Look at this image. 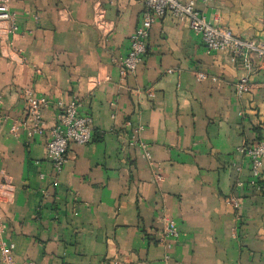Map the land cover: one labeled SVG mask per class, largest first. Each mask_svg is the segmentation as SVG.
<instances>
[{
  "label": "crops",
  "instance_id": "1",
  "mask_svg": "<svg viewBox=\"0 0 264 264\" xmlns=\"http://www.w3.org/2000/svg\"><path fill=\"white\" fill-rule=\"evenodd\" d=\"M193 1L241 39L264 36V0ZM7 4L14 24L0 39V248L13 264H264V161L254 180L238 151L261 139L264 65L251 57L250 87L237 94L240 60L207 53L199 34L165 13L123 76L116 61L140 24V0ZM26 90L48 101L47 129L58 101L76 98L91 119V141L70 143L58 173L46 158L48 133L10 132L29 124ZM164 217L178 232L170 247L160 242Z\"/></svg>",
  "mask_w": 264,
  "mask_h": 264
},
{
  "label": "built area",
  "instance_id": "2",
  "mask_svg": "<svg viewBox=\"0 0 264 264\" xmlns=\"http://www.w3.org/2000/svg\"><path fill=\"white\" fill-rule=\"evenodd\" d=\"M140 1L144 5L140 24L130 36L127 53L116 61L121 75L132 74L136 70L146 51V41L152 24L165 13H169L172 17L186 22L189 29L201 36L207 53L226 52L230 55L231 61L240 60L245 71L235 83L236 92L242 94L249 89V74L252 70L251 57L264 65V36L252 39H241L235 36L229 28L219 25L217 19L211 21L197 11L193 0ZM102 23L103 10L98 7L94 11V24L100 27ZM13 24L14 17L10 13L7 0H0V39L6 40L7 35L12 31ZM262 25L264 27V18ZM196 78L204 79L205 73L196 72ZM23 98L29 124H13L10 132L17 133L19 128L23 127L29 138L48 133L49 138L45 143L46 158L52 163L54 171L58 173L66 163V153L70 143L85 145L91 141L93 136L91 119L78 112L79 105L76 98L68 103L58 101L55 103L57 107L55 121L47 129L41 112L47 106L48 101L43 97H36L30 90L24 91ZM135 142L136 139H132L131 144ZM238 151L248 157L252 179L255 180L260 174L264 161V122L261 139L253 145H241ZM146 156L149 157L147 153ZM177 237L178 232L174 222L164 217L160 242L165 244L166 240ZM165 246L170 247V244L166 243ZM0 261L3 264H13L10 249L7 246L0 248Z\"/></svg>",
  "mask_w": 264,
  "mask_h": 264
}]
</instances>
